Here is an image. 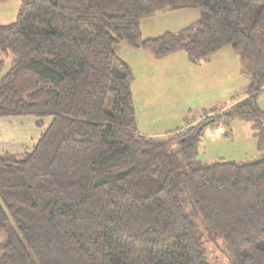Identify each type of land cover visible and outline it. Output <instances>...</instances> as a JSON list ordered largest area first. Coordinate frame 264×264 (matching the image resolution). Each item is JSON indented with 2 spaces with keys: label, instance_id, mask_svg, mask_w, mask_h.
Segmentation results:
<instances>
[{
  "label": "trees",
  "instance_id": "obj_1",
  "mask_svg": "<svg viewBox=\"0 0 264 264\" xmlns=\"http://www.w3.org/2000/svg\"><path fill=\"white\" fill-rule=\"evenodd\" d=\"M188 8L192 24L142 36V19ZM120 42L193 62L231 46L244 96L143 134ZM0 51V117L45 126L0 154V264H214L208 242L229 264H264V0H20ZM236 118L255 125L259 158L198 160L205 126Z\"/></svg>",
  "mask_w": 264,
  "mask_h": 264
},
{
  "label": "rangeland",
  "instance_id": "obj_2",
  "mask_svg": "<svg viewBox=\"0 0 264 264\" xmlns=\"http://www.w3.org/2000/svg\"><path fill=\"white\" fill-rule=\"evenodd\" d=\"M20 0L0 2V24L13 22ZM200 17L198 8L167 11L142 19L144 38L165 31H178ZM117 53L134 71L132 93L141 133L159 135L174 131L190 121H198L206 110L225 109L242 97L248 84L246 67L231 46H226L209 60L193 62L181 50L157 58L150 51L120 42ZM12 55L0 51L3 67L9 69ZM264 109V90L258 97ZM33 121L34 116H24ZM50 119H45L48 123ZM31 122V121H30ZM37 136L44 127L33 122ZM256 127L251 120L233 119L208 124L203 129L197 159L201 162L220 160H255L260 156ZM37 137V138H38ZM214 264H229L220 243H207Z\"/></svg>",
  "mask_w": 264,
  "mask_h": 264
},
{
  "label": "crops",
  "instance_id": "obj_3",
  "mask_svg": "<svg viewBox=\"0 0 264 264\" xmlns=\"http://www.w3.org/2000/svg\"><path fill=\"white\" fill-rule=\"evenodd\" d=\"M33 122L36 120L32 121L24 116L0 117V154L4 152L21 153L31 149L41 135L40 133L39 137L37 136Z\"/></svg>",
  "mask_w": 264,
  "mask_h": 264
}]
</instances>
